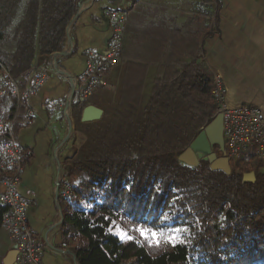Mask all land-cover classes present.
<instances>
[{
	"label": "trees",
	"instance_id": "1",
	"mask_svg": "<svg viewBox=\"0 0 264 264\" xmlns=\"http://www.w3.org/2000/svg\"><path fill=\"white\" fill-rule=\"evenodd\" d=\"M83 1L0 0V70L21 78L61 52ZM189 57L156 78L147 96L144 76L125 81L97 121L81 122L85 103L71 97L80 143L63 164L58 209L76 264H264V169L250 168L251 182L238 165L226 174L205 159L196 167L177 159L217 113L213 77ZM17 104L7 93L0 113L13 118ZM7 138L1 130L0 142ZM5 172L0 167V185ZM6 211L0 203V229ZM141 227L165 236L184 231L175 244L160 238L157 245Z\"/></svg>",
	"mask_w": 264,
	"mask_h": 264
},
{
	"label": "crops",
	"instance_id": "2",
	"mask_svg": "<svg viewBox=\"0 0 264 264\" xmlns=\"http://www.w3.org/2000/svg\"><path fill=\"white\" fill-rule=\"evenodd\" d=\"M113 8L127 12L122 60L107 72L105 85L83 100L85 105L105 102L102 93L121 91L124 82L137 75L144 76L147 96L156 78L188 63L195 54L211 75L219 77L227 106L253 105L264 115V0H84L67 28L63 50L38 64L48 69L40 90L24 104H17L15 112L13 130L31 155L18 191L27 205L29 228L43 246L39 264H76L71 252L74 241L61 247L65 241L59 229L58 198L63 194L58 190L60 162L55 154L73 128V78L84 71L87 50L95 56L106 54L111 34L107 12ZM212 13L215 31L209 34V27L214 29L208 22ZM191 41L193 46H189ZM26 78H19L21 87ZM49 102L59 109L49 110ZM27 110L32 113L28 120ZM14 244L2 227L0 264Z\"/></svg>",
	"mask_w": 264,
	"mask_h": 264
},
{
	"label": "built area",
	"instance_id": "3",
	"mask_svg": "<svg viewBox=\"0 0 264 264\" xmlns=\"http://www.w3.org/2000/svg\"><path fill=\"white\" fill-rule=\"evenodd\" d=\"M210 17L215 19L213 14ZM107 18L111 25L107 52L104 56H95L92 50L86 51V67L80 75L73 78L71 97L75 95L80 100L89 98L97 88L105 85L107 72L121 63L127 12L113 8L108 10ZM47 74V68L33 63L26 74L25 85L21 87L19 78L12 76L2 68L0 70V97L12 93L16 96L18 105L24 104L31 95L40 90ZM212 77L214 81L212 95L217 104V113L222 114L224 155L229 158L230 164L238 165L248 171L256 167L264 169V115L262 110L248 104L227 106L224 101V88L219 77L214 75ZM47 108L55 111L59 109V105L49 102ZM15 116L8 118L5 114H0V131L8 134V138L0 142V167L6 171L0 185V203L7 208L2 227L6 229L10 239L17 244V263L39 264L43 246L37 242L29 228L27 205L18 191L23 172V161L30 154L24 151L19 144L13 130ZM25 116L27 120L30 119L31 111L27 110ZM59 175L58 173L57 184L60 181ZM73 243V245L76 244ZM66 246V242L61 243L63 249Z\"/></svg>",
	"mask_w": 264,
	"mask_h": 264
},
{
	"label": "water",
	"instance_id": "4",
	"mask_svg": "<svg viewBox=\"0 0 264 264\" xmlns=\"http://www.w3.org/2000/svg\"><path fill=\"white\" fill-rule=\"evenodd\" d=\"M102 115L103 110L100 107L88 104L81 111L80 121L84 123L94 122L99 120ZM214 146L218 148L217 152L221 153L220 155L214 151ZM223 149L222 114L217 113L197 134L190 145L178 155L177 159L191 167H196L200 159H205L209 162L210 169L221 170L229 174L231 172L230 162L229 158L224 155ZM243 180L254 181V172L244 173ZM17 254V244L15 243L4 258L3 264H18L16 260Z\"/></svg>",
	"mask_w": 264,
	"mask_h": 264
},
{
	"label": "rangeland",
	"instance_id": "5",
	"mask_svg": "<svg viewBox=\"0 0 264 264\" xmlns=\"http://www.w3.org/2000/svg\"><path fill=\"white\" fill-rule=\"evenodd\" d=\"M213 14V13H212ZM215 19H212V17H210L209 19H208V22H210L211 21V23H213V22H215L214 21ZM208 24H210V23H208ZM212 26V25H211ZM190 58V57H189ZM115 91V93H108L107 92V94H103L102 93V95H101V98H102V100H104L105 102H98L97 104L98 105H96V104H93V105H95V106H98V107H100L101 109H102V107L104 108L105 107V109L106 108H108V107H110L112 104H114V102H111L110 100H111V98H113V97H115L116 95H117V93H119V91L120 90H118V89H115L114 90ZM91 104V103H90ZM86 106V105H85ZM103 110V109H102ZM104 112V111H103ZM1 114V113H0ZM2 114H4V113H2ZM217 114V113H216ZM69 118H70V116H69ZM68 118V119H69ZM69 121H70V126H71V124H72V119L70 118L69 119ZM74 129L72 128V126H71V128L69 129V131H67L66 132V134H67V136L65 137V139L62 141L64 144H62V142H61V146H59L58 148H56V154H55V156L57 157V159L59 160V162H60V170H59V177H61V175H62V173H63V165L61 164V163H63L64 164V162L67 160V158H71L72 157V155H73V152H74V150L76 149V148H78V144L76 143V145L74 144V141H78L79 143H80V140H79V136H80V134H77V135H75L74 136V131H73ZM69 132V133H68ZM63 146V147H62ZM218 150H216V152H217ZM217 154L218 155H220L218 152H217ZM65 158V159H64ZM248 172H253L252 170H249V171H247V172H245V173H248ZM121 230H118V229H115L114 230V233L116 234V235H118L121 239H125V236H124V238H122V235H121ZM125 234V233H124ZM168 236V235H167ZM167 236H165V235H163L162 237H160V238H163V239H166V237Z\"/></svg>",
	"mask_w": 264,
	"mask_h": 264
},
{
	"label": "snow or ice",
	"instance_id": "6",
	"mask_svg": "<svg viewBox=\"0 0 264 264\" xmlns=\"http://www.w3.org/2000/svg\"><path fill=\"white\" fill-rule=\"evenodd\" d=\"M186 230V229H185ZM138 231H140L141 235L144 236L146 239H149L150 242L154 240V242L158 245L160 243V237H162L163 233H158L152 229H145L143 227L139 228ZM184 230L181 229H175L173 230V233H170L166 239L175 244L178 239V234ZM122 238H124L125 234L121 232ZM127 239H132L131 236H128Z\"/></svg>",
	"mask_w": 264,
	"mask_h": 264
},
{
	"label": "flooded vegetation",
	"instance_id": "7",
	"mask_svg": "<svg viewBox=\"0 0 264 264\" xmlns=\"http://www.w3.org/2000/svg\"><path fill=\"white\" fill-rule=\"evenodd\" d=\"M216 149V148H215ZM215 149H214V151H215Z\"/></svg>",
	"mask_w": 264,
	"mask_h": 264
}]
</instances>
